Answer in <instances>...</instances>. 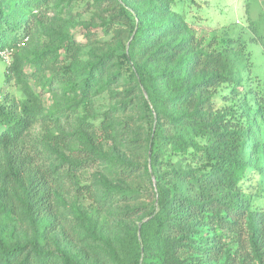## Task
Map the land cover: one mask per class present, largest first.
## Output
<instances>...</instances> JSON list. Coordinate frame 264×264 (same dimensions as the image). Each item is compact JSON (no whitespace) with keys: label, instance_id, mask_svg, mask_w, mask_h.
<instances>
[{"label":"trees","instance_id":"1","mask_svg":"<svg viewBox=\"0 0 264 264\" xmlns=\"http://www.w3.org/2000/svg\"><path fill=\"white\" fill-rule=\"evenodd\" d=\"M49 1L0 0L3 81L20 93L0 86V264H264V92L244 89L243 49L224 38L208 51L177 0H95L115 49L81 61L88 43L75 33L37 36ZM119 81L139 93L149 123L127 157L112 151L121 123L110 113L31 135ZM225 83L240 98L216 108ZM54 86L70 96L47 109ZM98 163L116 185L82 182ZM118 201L133 204L124 218L141 220L123 236L103 224Z\"/></svg>","mask_w":264,"mask_h":264},{"label":"rangeland","instance_id":"2","mask_svg":"<svg viewBox=\"0 0 264 264\" xmlns=\"http://www.w3.org/2000/svg\"><path fill=\"white\" fill-rule=\"evenodd\" d=\"M177 1V9L184 11L192 21L196 35L202 39V46L208 51L221 49L224 38L231 40L233 45L243 49L246 56L243 71L246 85L244 89H256L255 92L262 95L264 92V48L260 42V37L264 35V0ZM104 6L100 7L95 0H50L48 5L44 7L47 16L42 22L40 30L37 28V36H41L44 41L52 42L49 34H57L61 28L70 33H75L80 41H87L88 43L79 54L81 61L90 58L89 53L92 49L100 48L104 52H112L115 49L116 39L114 32L107 29L105 25L109 18L103 12ZM35 42L36 38L33 43L35 44ZM23 45L31 46V44L28 45V42H24ZM8 63L9 61L0 59V86L20 96L15 86L3 81V74ZM232 86L230 83H225L219 87L214 97L216 108H224L239 100V95L231 92ZM36 89L39 91L38 86ZM69 96L54 86L43 93L42 99L46 108L49 109L54 107L56 103L57 105L58 103L64 105ZM124 99L130 102L128 108L114 110V106ZM70 113L73 112L70 111ZM106 113H110L113 118L121 123L118 127L117 142L115 144L110 143L112 151L119 157H127L128 143L134 132L140 131L139 129L146 130L149 123L139 93L131 90L129 86H125L121 81L111 89L91 97L86 107H80L76 113L71 114L68 118L63 117L60 126H56L54 122L49 124L38 123L32 128L31 135L36 137L46 130L53 131L57 128L73 130L82 117L98 125ZM125 121H129L131 128H123L122 124ZM105 166L107 163H98L89 167L86 174L82 176V182L93 185L94 189L96 187L101 188V183L104 181L116 185L117 180L107 168L105 169ZM122 183L128 184V182ZM135 184L140 185L141 189H145L147 182L138 178ZM132 205V203L127 204L118 201L113 206V214L108 213L103 223L109 232L123 236L140 224L139 217L127 219L121 215L122 209L132 207ZM261 205L264 204L261 203ZM14 225L16 226V235H18L21 233V225L18 221ZM220 233L226 234V241L231 239V236H228L230 235L229 232L221 229Z\"/></svg>","mask_w":264,"mask_h":264},{"label":"built area","instance_id":"3","mask_svg":"<svg viewBox=\"0 0 264 264\" xmlns=\"http://www.w3.org/2000/svg\"><path fill=\"white\" fill-rule=\"evenodd\" d=\"M0 55L7 61H9L10 59V52L9 51H5V52H2L0 53Z\"/></svg>","mask_w":264,"mask_h":264}]
</instances>
